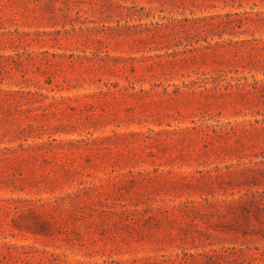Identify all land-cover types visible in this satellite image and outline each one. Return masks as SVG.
I'll return each instance as SVG.
<instances>
[{"label":"rangeland","instance_id":"374dc122","mask_svg":"<svg viewBox=\"0 0 264 264\" xmlns=\"http://www.w3.org/2000/svg\"><path fill=\"white\" fill-rule=\"evenodd\" d=\"M0 264H264V0H0Z\"/></svg>","mask_w":264,"mask_h":264}]
</instances>
